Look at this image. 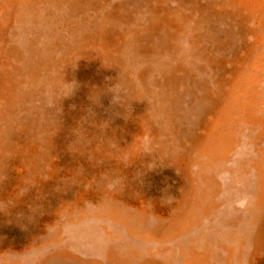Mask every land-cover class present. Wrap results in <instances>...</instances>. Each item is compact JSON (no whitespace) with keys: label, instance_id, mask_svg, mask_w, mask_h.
Listing matches in <instances>:
<instances>
[{"label":"rangeland","instance_id":"rangeland-1","mask_svg":"<svg viewBox=\"0 0 264 264\" xmlns=\"http://www.w3.org/2000/svg\"><path fill=\"white\" fill-rule=\"evenodd\" d=\"M0 264H264V0H0Z\"/></svg>","mask_w":264,"mask_h":264}]
</instances>
